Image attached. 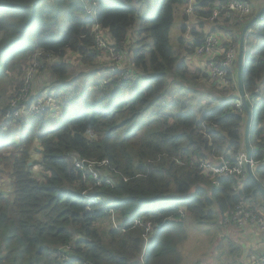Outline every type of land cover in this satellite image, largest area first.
Instances as JSON below:
<instances>
[{"label": "trees", "instance_id": "1", "mask_svg": "<svg viewBox=\"0 0 264 264\" xmlns=\"http://www.w3.org/2000/svg\"><path fill=\"white\" fill-rule=\"evenodd\" d=\"M229 1L194 0L193 15L208 21ZM124 2L127 6L112 0H0V73L15 67L19 77L26 66L17 59L22 55L41 60L43 53L63 58L72 51L90 63L97 56V36L121 52L125 48L130 67L113 72L96 92H69L56 117L49 118L47 110L26 120L20 131V122L1 123L0 181L9 191L0 186V264H183L180 246L188 238V218L203 226L217 219L224 223L241 203L264 216V21L249 26L245 41L251 43V31L256 47L244 50L243 63L253 114L252 169L262 189L246 165L243 178L210 170L219 159L245 152L247 112L244 105L235 108L238 58L228 90L234 93L212 108L191 109L176 95L179 81L210 77L189 75L170 43L175 6L187 7V0H161L152 18L143 11L150 13L154 0ZM222 17L235 20L231 41L238 45L242 18L225 11ZM135 18L140 38L126 48ZM188 19L184 13L185 23ZM196 35L188 52L204 39ZM49 68L58 83L65 82L67 64L52 61ZM58 83L46 89L58 91ZM22 87L21 79L13 91ZM148 112L152 117L145 120ZM38 168L41 177L35 175ZM114 214L121 224L101 230L100 222ZM234 248L229 241L226 250L237 252Z\"/></svg>", "mask_w": 264, "mask_h": 264}, {"label": "rangeland", "instance_id": "2", "mask_svg": "<svg viewBox=\"0 0 264 264\" xmlns=\"http://www.w3.org/2000/svg\"><path fill=\"white\" fill-rule=\"evenodd\" d=\"M113 2L121 5V6H127L124 0H112ZM161 0H154L152 10L147 11L144 9L143 14L145 16H149V18L154 17L155 12L157 10V7ZM251 4L254 5L255 2L253 0H250ZM134 7L138 6V3L136 1L132 4ZM184 7V11H183ZM186 6L179 5L175 6V13H174V22L171 27L170 31V43L172 48L174 49L176 55L179 58V63H182V61H185L187 65V71L189 75H197V72L202 73V71L195 67L188 66L189 60H192L193 58H198L195 55V52L191 53L188 52L186 49L191 47V44L193 45L192 38H189L183 31V26L186 24L184 20V12ZM257 6H253V10L255 11ZM254 15H249L246 17V19H252ZM64 24H66V17H64ZM244 22V21H243ZM259 22V21H257ZM256 22V23H257ZM190 26L193 24L192 21H190ZM247 23H240L239 26H241L244 30L245 26H247ZM190 28V27H189ZM139 20L138 18H135L134 25L129 29L128 32V38H130L131 43L126 44V48H129L130 45H134L136 43V40L139 37ZM251 30V29H250ZM251 37V43L248 45L247 41L245 43V46L248 51L253 50L256 47V42L253 41V38H255V35L249 31L248 33ZM192 37V36H191ZM30 38H34L32 35H30ZM98 38L100 36H97V41L99 42V46L97 45V56L92 59L90 63L84 62V58L81 57L79 54H75L72 51L64 55L63 58L61 57H53L52 54L43 53L41 60L36 59L38 56L37 54H33L29 56L28 58L24 59L25 55L20 56L17 58L19 61L22 59V65L26 64L25 70L20 73L19 77L15 76V67L8 68L6 72L0 73V112L3 108H5V105L8 104V108L6 112L4 113V116L0 119V125L3 122H6L5 120H13L20 122L17 131L24 130L25 126H23V123L26 122V120H30L29 114H23V100H21V97L24 95L23 88L25 87V80L27 73L29 71V68L31 64L34 63V60L40 61V66L37 67L36 74L34 75L33 81L31 82V88L29 89L28 95H27V101L31 97H36L41 94L38 97L44 96L46 94H52V96L55 99V103L48 109V117L51 118V116H57V113L60 111V108L63 106L61 105L62 101H65L66 98H68V93L73 91L76 95L77 93L74 91L75 88H79L81 92L86 93H93L97 91V86L100 84H106L109 82L111 75L113 72L116 71H126L130 69V67L127 65L129 58L125 55L123 49V53L116 49L112 45V42L109 41L107 38L103 39L102 41H99ZM183 39L184 42L181 43L180 39ZM241 38H239L240 41ZM100 42L104 45V47L100 46ZM240 43V42H239ZM237 58L238 63L240 59L239 55V44L237 48ZM52 61H58V62H64L67 64L68 72L66 73L67 79L65 82L58 83V77L57 75H54L51 73L49 64L52 63ZM47 63V64H46ZM196 72V73H195ZM12 77V78H11ZM124 77L126 79L129 78V74L125 73ZM205 78V77H204ZM204 78L198 79H192L189 78L186 81H179L182 85H179L178 87L182 90L177 92L176 95H178V98H181L182 100H185V102L189 105L191 109L198 110L201 107H210L212 108L217 103H222L224 99L227 97L225 96H219L222 93H228V90H221L220 88H216L213 86V84L208 80ZM22 79V88L20 91H13L14 88L19 84L20 80ZM61 84L62 88L65 84L68 85L69 90H55L51 91L50 93L46 88L50 89V86H53L55 84ZM50 85V86H49ZM175 88H177L175 86ZM23 90V92H21ZM51 90V89H50ZM45 113V114H46ZM1 116V115H0ZM32 117V116H31ZM152 117V113L148 112L143 115V118L145 120ZM9 122V121H8ZM10 124V123H9ZM55 127V124L52 125V127ZM246 128V126H245ZM252 128V125H251ZM245 133V130H244ZM38 157V155H36ZM35 158V154L33 156ZM219 162L221 159L218 160ZM217 163H213V166ZM36 172L37 177H41L40 174L41 169L34 170ZM7 176H2L1 180H7ZM0 186L3 188L5 192L9 191V187L7 183H3L0 181ZM257 215V213H255ZM259 215V214H258ZM264 217V216H263ZM121 224V219L117 215H111L110 217L104 219L100 222L99 228L101 230H107L111 227H115ZM187 232H188V238L187 240L180 246L182 256H183V264H236V260H239V254L240 253V246L238 245L240 243L239 239L233 236V232L231 230V225H225V223L221 222L220 219H217L214 222V225H199L195 223L192 219H187ZM220 224H222V227H220ZM236 227V226H234ZM235 237V238H234ZM230 238H234L233 241L229 240ZM231 241L234 249L237 250V252H231V249L226 250V246ZM235 244V245H234ZM243 249V246H242Z\"/></svg>", "mask_w": 264, "mask_h": 264}, {"label": "built area", "instance_id": "3", "mask_svg": "<svg viewBox=\"0 0 264 264\" xmlns=\"http://www.w3.org/2000/svg\"><path fill=\"white\" fill-rule=\"evenodd\" d=\"M187 3L188 6L185 9V13L191 16L194 13V0H187ZM224 11L226 12L228 17L235 15L236 17L242 18L243 16L252 13L253 7L248 0H230L225 6L217 7L216 9H214L211 16L208 17V21L210 22V24H214L215 21L220 17L221 13ZM258 21H264V12L258 18ZM98 40L101 41L100 39ZM220 45L221 42L218 35L213 32H210L204 36V39L195 48L194 52L198 58L206 59L207 72L214 87L220 88L221 90H231L234 80L231 75V72L237 59L238 45L232 42L230 39V41L227 42L226 46L223 48L222 52L219 54V57H216V50L220 47ZM100 46L104 47L101 42ZM36 59L34 60V63L31 64L27 73L25 80L26 84L23 88L24 95L21 97V100L24 101L22 105L23 114H29L32 117L43 115L53 105V103H55V99L52 94H46L44 96L32 99L31 101L30 99L28 101L26 100L29 89L31 88V82L33 81L34 75L36 74L37 67L40 66V61ZM23 90L21 92H23ZM261 91L262 87H258L256 89V93H260ZM246 96L247 99L251 97V95L248 93L246 94ZM242 106V100L238 99L236 101L235 108L237 110H241ZM262 160L264 161V149ZM246 162V152L238 151L235 153L234 160L224 159L218 162L216 165H212L210 170L214 173L215 176L219 177H224L228 175H238L243 178V176L245 175L244 166L246 165ZM255 163L256 161L252 160L251 166L254 167ZM202 165L204 168H206L207 166L204 161ZM255 213L256 212L252 208H249L247 205L244 206V204L241 203L238 206L237 211L233 214V216L227 217L224 220V223L225 225L236 226L238 228H244L248 224H255L259 229L264 231V217L262 215H256ZM70 248V245L64 247L65 250H69ZM60 257L65 258L66 256L60 252ZM251 264H264V254L252 255Z\"/></svg>", "mask_w": 264, "mask_h": 264}, {"label": "crops", "instance_id": "4", "mask_svg": "<svg viewBox=\"0 0 264 264\" xmlns=\"http://www.w3.org/2000/svg\"><path fill=\"white\" fill-rule=\"evenodd\" d=\"M255 2L253 6H257L256 10L249 15H256L263 7H264V0H253ZM184 11V7H183ZM185 13V12H184ZM227 15V14H226ZM243 16L242 17V22L244 21L247 23L249 19L247 20L246 17L249 16ZM235 18L236 16H231V18ZM237 18V17H236ZM190 21L193 22V24L190 26ZM218 23L210 24L207 19H202L198 17L197 15L189 16L188 21L186 22L189 26L187 29V36L189 38H192L193 41H195V38H197L198 35L196 33H201L204 36L207 33L213 32L218 35L221 45L220 47L216 50V57H219V54L222 52L223 48L226 46L227 42L230 41L231 37L235 34H237V31L235 30V20L232 19L230 22H225L226 20L222 17L218 19ZM221 22V23H220ZM223 24L227 27H224ZM221 25V27H219ZM190 27V28H189ZM213 28H215V31H213ZM196 29V30H195ZM230 29V32L228 31ZM194 30V31H193ZM196 31V33H195ZM185 32V33H186ZM243 32V30H242ZM242 34V33H241ZM192 36V37H191ZM246 36V35H245ZM241 37V36H240ZM246 43V41H245ZM245 50L248 49V46H244ZM240 55V52H239ZM188 66L195 67L197 69L200 68L202 73H208L207 68H206V59L201 58L197 59L196 57L193 58L192 60H189ZM237 76V74H236ZM235 78V76H233ZM208 80L211 82V79L208 78ZM212 83V82H211ZM230 93H234V91L229 92V93H222L219 96H225L228 98L230 96ZM225 100V99H224ZM58 122V119L55 118V120H52L49 125L51 124H56ZM231 230L233 232V236L239 239L240 243L238 244L240 246V253L239 254V262L241 264H251V256L256 254V255H262L264 254V231L259 229L255 224H248L244 228H238L231 226ZM234 237V238H235ZM234 238H230L231 241L234 240ZM243 246V249H242Z\"/></svg>", "mask_w": 264, "mask_h": 264}, {"label": "water", "instance_id": "5", "mask_svg": "<svg viewBox=\"0 0 264 264\" xmlns=\"http://www.w3.org/2000/svg\"><path fill=\"white\" fill-rule=\"evenodd\" d=\"M264 12V7L247 23L248 25L245 26V29L243 30L241 34L240 39V59L238 63V72H237V81H238V94L241 100L243 101V104L246 108L247 112V121H246V128H245V152L247 156V162L246 167L250 174V176L255 180L257 185L262 188V186L258 183V180L253 172L251 161H252V146L250 142V130H251V123H252V111L250 107L248 106V100L245 94L244 86H243V63H244V43H245V35L246 32L251 24H254L258 21V18L261 16V14ZM29 165H31V162H29ZM263 189V188H262ZM264 190V189H263Z\"/></svg>", "mask_w": 264, "mask_h": 264}, {"label": "clouds", "instance_id": "6", "mask_svg": "<svg viewBox=\"0 0 264 264\" xmlns=\"http://www.w3.org/2000/svg\"><path fill=\"white\" fill-rule=\"evenodd\" d=\"M245 94H247V93H245ZM247 97V96H246ZM238 99H241L240 97L238 98ZM248 100V99H247ZM243 102V101H242ZM244 105V104H243ZM253 116V115H252ZM253 118V117H252ZM64 255V254H63ZM66 256V255H65ZM67 258V256L65 257V258H62V259H66Z\"/></svg>", "mask_w": 264, "mask_h": 264}]
</instances>
